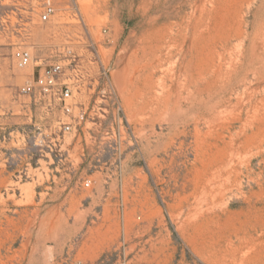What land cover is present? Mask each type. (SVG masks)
<instances>
[{"label": "rangeland", "instance_id": "obj_1", "mask_svg": "<svg viewBox=\"0 0 264 264\" xmlns=\"http://www.w3.org/2000/svg\"><path fill=\"white\" fill-rule=\"evenodd\" d=\"M118 261L264 264V0H0V264Z\"/></svg>", "mask_w": 264, "mask_h": 264}, {"label": "built area", "instance_id": "obj_2", "mask_svg": "<svg viewBox=\"0 0 264 264\" xmlns=\"http://www.w3.org/2000/svg\"><path fill=\"white\" fill-rule=\"evenodd\" d=\"M54 13V7L48 2L44 5L40 14L41 21H48L51 15ZM14 59L17 67H25L31 61V54L28 50L18 49L14 52ZM63 66L60 62H54L45 66L41 73L36 77L31 78L21 88L24 93H31L37 89L40 93H53L57 97V100L62 102L63 109L69 113L71 112V106L67 101L71 98V90L66 82L62 79ZM83 117L80 116V119ZM70 126L66 125L64 130H69ZM85 186L89 185V181L84 182ZM116 264H125L124 261H118Z\"/></svg>", "mask_w": 264, "mask_h": 264}]
</instances>
